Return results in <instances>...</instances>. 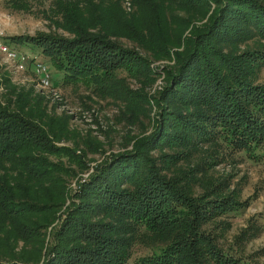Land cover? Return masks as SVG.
<instances>
[{"label":"trees","instance_id":"obj_1","mask_svg":"<svg viewBox=\"0 0 264 264\" xmlns=\"http://www.w3.org/2000/svg\"><path fill=\"white\" fill-rule=\"evenodd\" d=\"M129 1L130 12L122 0L60 4L57 23L71 38H9L37 47L63 82L119 102L122 119L142 129L130 136L131 149L104 155L72 190L68 179L87 171V154L103 152L102 143L81 135L74 147L58 145L66 117L49 115L40 98L8 86L12 95L0 100V256L28 264H250L222 251L204 228L248 202L210 177L202 194H191L188 178L179 184L167 172L195 152L252 156L264 143V82L257 81L264 47L239 50L251 40L264 43V0ZM120 38L150 59L174 60L163 68L157 94L129 88L127 77L150 86L155 75L150 59ZM1 82L10 85L6 77ZM152 104L157 112L149 116ZM214 164L211 157L197 165L195 181ZM140 230L162 245L132 259ZM20 241L25 246L17 251Z\"/></svg>","mask_w":264,"mask_h":264},{"label":"rangeland","instance_id":"obj_2","mask_svg":"<svg viewBox=\"0 0 264 264\" xmlns=\"http://www.w3.org/2000/svg\"><path fill=\"white\" fill-rule=\"evenodd\" d=\"M69 2H77V0H0V36L7 40L12 36H36L39 34L71 38L72 35L57 23V21H62V17L57 13L60 4ZM122 6L126 12L132 11L129 0H122ZM118 41L124 47L136 49L150 59L149 54L137 47L134 42L125 38H120ZM10 42L15 48L36 54L40 59L50 64L53 86L51 90L39 88L31 65L25 71L16 70L5 62L0 54V100L5 103V99L12 95L8 86H15L17 90L27 91L35 101L41 99L42 105L49 115L66 117L68 132L63 140L57 143L58 145L74 147L76 138L81 135L94 137L103 145V152L87 154V171L78 169V176L68 179L70 188L76 190L81 179L88 177L89 172L97 162L103 159L104 155L131 149L133 140L129 141L130 136L139 135L142 127L139 121L129 124L127 120L122 119V105L119 102L113 103L109 99L95 95L81 82L76 84L63 82L61 72L57 71L52 63L41 55L37 47L30 43ZM260 44L264 47L263 42L258 43L251 40L240 45L239 50L253 49ZM150 61L155 81L150 86H143L140 81L127 77L126 82L131 90L143 88L147 94L155 95L164 86L163 68L166 65H173L174 60L150 59ZM4 77L10 81V85L1 82ZM257 81L264 82V67L259 73ZM35 101H31L33 106L36 105ZM156 112L157 108L152 104L149 116H154ZM140 120L146 124L148 119L141 116ZM146 126V132H149L150 127ZM165 152L171 153L172 151L165 150ZM205 152H195L188 160L181 159L172 164L167 172V177L171 180H178L179 184H184L183 182L188 178L187 184L184 186L190 189V193H194V195L204 192L207 184L206 177L212 179V184H214L213 181L220 182L225 193L237 190V200L240 202L246 200L247 205L227 216L215 218L204 228H207L209 233L215 237L217 246L228 255L240 258L250 264H264V143L259 145L252 156L244 151L228 153L218 148L216 152H209V150H205ZM152 154L155 157L157 152ZM211 157L216 158V164L209 169L207 175H202L203 181L198 183L195 178L200 175H195L193 169ZM51 158L57 160L55 156H51ZM62 160L68 165L65 158ZM188 175L194 180L193 183ZM78 177L81 179H77ZM59 223L60 220L56 224ZM226 224L229 226L227 227ZM56 226L55 223L52 224L48 229L49 234L51 229ZM49 234H47L48 240ZM156 240L154 236L143 234L140 230L131 249L132 259L149 254L153 249L159 248L162 243ZM24 246L23 241H20L15 250L21 251ZM0 259L14 264H28L12 259L9 254L0 256Z\"/></svg>","mask_w":264,"mask_h":264},{"label":"built area","instance_id":"obj_3","mask_svg":"<svg viewBox=\"0 0 264 264\" xmlns=\"http://www.w3.org/2000/svg\"><path fill=\"white\" fill-rule=\"evenodd\" d=\"M0 54L14 69L25 71L31 65L36 84L41 89H52V73L50 64L40 59L36 54L21 51L7 39L0 36Z\"/></svg>","mask_w":264,"mask_h":264}]
</instances>
